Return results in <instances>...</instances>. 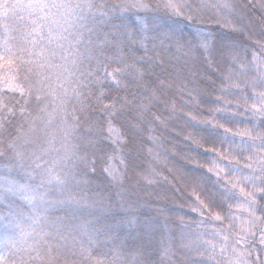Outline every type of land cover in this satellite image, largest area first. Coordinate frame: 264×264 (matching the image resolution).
<instances>
[{
    "label": "snow or ice",
    "instance_id": "obj_1",
    "mask_svg": "<svg viewBox=\"0 0 264 264\" xmlns=\"http://www.w3.org/2000/svg\"><path fill=\"white\" fill-rule=\"evenodd\" d=\"M0 264H264V0H0Z\"/></svg>",
    "mask_w": 264,
    "mask_h": 264
}]
</instances>
